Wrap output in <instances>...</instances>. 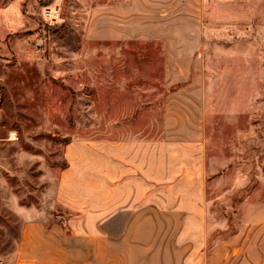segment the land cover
Returning <instances> with one entry per match:
<instances>
[{
    "label": "rangeland",
    "instance_id": "obj_1",
    "mask_svg": "<svg viewBox=\"0 0 264 264\" xmlns=\"http://www.w3.org/2000/svg\"><path fill=\"white\" fill-rule=\"evenodd\" d=\"M22 3L0 20V264H264V0ZM129 140L199 159L200 232L148 208L42 258L70 236L66 146Z\"/></svg>",
    "mask_w": 264,
    "mask_h": 264
},
{
    "label": "crops",
    "instance_id": "obj_2",
    "mask_svg": "<svg viewBox=\"0 0 264 264\" xmlns=\"http://www.w3.org/2000/svg\"><path fill=\"white\" fill-rule=\"evenodd\" d=\"M10 1L0 6V20H8L13 2L19 5L24 0ZM162 146L169 149L165 143ZM160 148L151 141H113L98 144L96 148L85 142L69 143L64 151L68 167L59 173L54 200L73 214L68 219L70 236H64L61 228L53 226V230L59 229L61 236L50 241L41 238V248L37 251L45 256L42 258L48 260L54 245L64 250L67 239L83 242L101 239L109 222L148 208L159 213H174L182 218L183 225L192 224L200 232L199 159L194 164L196 168L186 167L178 162L177 154H168L166 149L160 151ZM155 182L168 184L156 189ZM185 182H196V186L193 185L196 188L184 192ZM186 192L187 196L194 197L192 203L177 199ZM154 197L160 199L153 200ZM170 198L174 202L170 203ZM36 249H32L33 253H38Z\"/></svg>",
    "mask_w": 264,
    "mask_h": 264
},
{
    "label": "built area",
    "instance_id": "obj_3",
    "mask_svg": "<svg viewBox=\"0 0 264 264\" xmlns=\"http://www.w3.org/2000/svg\"><path fill=\"white\" fill-rule=\"evenodd\" d=\"M45 18L49 21L54 23V21L56 20V18L58 17V13L54 12V9H50V10H45L44 12Z\"/></svg>",
    "mask_w": 264,
    "mask_h": 264
}]
</instances>
